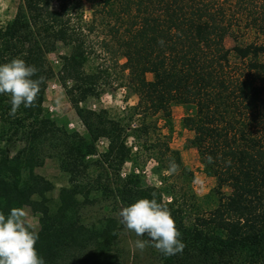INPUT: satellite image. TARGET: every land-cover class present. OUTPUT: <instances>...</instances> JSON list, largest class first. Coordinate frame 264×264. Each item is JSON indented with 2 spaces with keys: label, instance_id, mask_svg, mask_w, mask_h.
Listing matches in <instances>:
<instances>
[{
  "label": "trees",
  "instance_id": "trees-1",
  "mask_svg": "<svg viewBox=\"0 0 264 264\" xmlns=\"http://www.w3.org/2000/svg\"><path fill=\"white\" fill-rule=\"evenodd\" d=\"M249 16L246 28L258 31L261 44L238 43L216 0H20L13 19L0 27V63L20 57L36 66L44 83L34 106L15 115H9V97L0 95V211L28 207L41 216L35 247L45 264H123L118 219L107 215L87 225L81 207L111 202L115 207L105 211L115 215L153 193L185 244L175 255L160 253L162 264H264V13ZM230 36L235 45L228 50ZM57 46L66 51L58 58L59 76L72 83L67 92L75 105L96 96L107 76L87 71L91 61L123 59L128 88L138 98L131 115L115 120L106 111L78 108L86 133L60 128L43 105L46 82L54 77L46 57ZM172 106L190 110L182 127L193 133L189 146L215 181L202 199L182 184H168L170 161L180 176L191 174L147 122L160 115L167 124ZM13 143L21 148L10 156L6 147ZM140 149L156 152L164 172L159 187L134 171L121 175ZM47 159L68 183L54 204L47 198L52 183L35 172Z\"/></svg>",
  "mask_w": 264,
  "mask_h": 264
},
{
  "label": "rangeland",
  "instance_id": "rangeland-1",
  "mask_svg": "<svg viewBox=\"0 0 264 264\" xmlns=\"http://www.w3.org/2000/svg\"><path fill=\"white\" fill-rule=\"evenodd\" d=\"M225 9L228 19L232 22L233 35L240 44H261L263 37L258 34L257 30L247 29L246 24L251 21L250 13H253L257 19L264 13V0H216ZM20 0H0V27L11 21L16 13ZM263 6V7H262ZM91 10L85 4L86 21L90 20ZM225 47L231 50L234 45V39L230 36L225 39ZM65 50L57 46L55 52L48 54L47 64L53 69L54 77L46 82L44 90V110L49 117L54 120L60 128L66 127L70 131H74L80 135L86 133L85 127L77 115L78 108L84 112L98 113L106 111L109 113L111 119L124 120L129 117V112L132 107L138 103V98L128 88L127 74L121 69L124 63L123 59H118V64L107 56H99L95 61H91L87 67V71L93 70L95 72L106 70L107 76L101 81V86L97 90L96 96L88 97L83 103L75 105L72 98L68 94V89L72 86L71 82L60 80V63L59 57L65 54ZM147 78L150 80L151 76ZM190 112L188 108L182 106L171 107V118L166 124L160 115L148 117L147 122L155 126V137H158L167 142L171 150L177 151L180 155L181 164L187 173L191 175L180 176L178 172L167 180L168 184H182L188 193L195 196L197 199H202L208 195L215 187L214 179L208 177L203 172L199 163L197 153L189 146V140L193 138V133L182 127L183 118ZM141 116L133 119V126L141 121ZM153 137L152 134V138ZM154 140V139H153ZM128 143H133L132 139ZM106 142L101 140L98 143V151L101 153L104 150ZM141 145V144H140ZM10 156H14L21 148L19 143H13L7 147ZM136 152V150H134ZM135 158V162L126 163L121 169V175L126 176L132 171L139 175L142 182L148 186L159 187L160 177L164 174L160 168L157 167L156 152H149L145 149H140ZM49 152H46L48 155ZM55 161L47 159L43 168L36 169L37 175L52 183L54 189L47 195L51 204L57 202L59 191L63 187H67V178L63 175ZM170 174H166V177ZM189 189V190H188ZM166 199V198H165ZM115 207L111 202L100 201L91 206L90 204L81 207V219L83 223L92 225L97 223L102 217L112 215L116 217L122 226L119 233L116 250L118 251L123 264H162L161 254L153 247H146L143 252L134 248V241L137 237L134 233L126 230L121 223L119 212L114 215L111 208L108 212L105 207ZM26 216V223L30 225L35 231L39 230V214H34L28 207L23 209Z\"/></svg>",
  "mask_w": 264,
  "mask_h": 264
},
{
  "label": "clouds",
  "instance_id": "clouds-1",
  "mask_svg": "<svg viewBox=\"0 0 264 264\" xmlns=\"http://www.w3.org/2000/svg\"><path fill=\"white\" fill-rule=\"evenodd\" d=\"M37 72L35 65L20 57L0 63V95L9 97V115H15L21 106H34L44 83V77L37 76ZM176 168L170 161L167 171L171 174ZM152 195V199L141 198L120 209L124 228L139 237L134 248L143 252L153 247L165 257L182 252L185 244L170 210L157 202L155 193ZM25 216L22 208H11L7 214L0 211V264H45L35 247L39 234L26 223Z\"/></svg>",
  "mask_w": 264,
  "mask_h": 264
}]
</instances>
